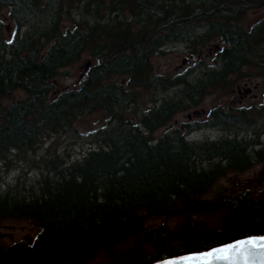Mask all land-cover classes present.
I'll return each instance as SVG.
<instances>
[{"label": "trees", "instance_id": "obj_1", "mask_svg": "<svg viewBox=\"0 0 264 264\" xmlns=\"http://www.w3.org/2000/svg\"><path fill=\"white\" fill-rule=\"evenodd\" d=\"M263 4L0 0L7 9L0 14V158L9 148H34L43 132L70 127L85 113L104 111L114 121L104 133L105 147L64 170L54 167L56 177L43 176L26 193L14 195L9 188L0 195V219H30L38 230L32 242L0 244V264H152L264 235V192L257 198L242 191L204 198L227 170L245 164L248 156L240 144L194 143L178 132L153 137L155 128L187 108L183 98L201 95L204 83L190 87L186 76L152 75L150 65L153 53L168 44L185 42L196 52L214 37L223 43L217 51L222 71L250 65L264 40V21L249 31L238 21ZM69 5H75L80 17L64 31ZM6 16L17 31L11 39L3 34ZM85 51L95 63L75 87L58 89L60 70ZM113 75L124 79L112 80ZM223 78L211 77L214 82ZM152 85L161 90L183 85L182 97L149 109L141 130L116 109L134 100L130 88ZM15 90L25 96L3 106ZM221 158L227 159L226 166ZM204 159L210 163L206 168L200 164ZM200 213L220 217L209 225L195 219ZM178 217L182 219L173 224L166 221ZM160 218L164 221L155 223Z\"/></svg>", "mask_w": 264, "mask_h": 264}, {"label": "rangeland", "instance_id": "obj_2", "mask_svg": "<svg viewBox=\"0 0 264 264\" xmlns=\"http://www.w3.org/2000/svg\"><path fill=\"white\" fill-rule=\"evenodd\" d=\"M68 9L71 10V15L66 17L62 23V29L64 31L67 28H72V19H78L80 17L78 14L79 10H77L75 5H69ZM0 14L6 15L7 9L0 7ZM262 16H264V4L258 8L247 10L238 21V24L246 31H249L260 24L258 20ZM130 17V14L125 15V18ZM2 27L6 39L13 38L17 32L13 19L7 16L3 18ZM28 28L29 24L21 28L19 34L25 32ZM199 33H201L200 30L197 31V34ZM222 46L223 43L217 37H214L206 45L198 48L196 52H192L188 43L185 42L168 44L159 51L154 52L151 56V74H160L171 79L174 76L182 75L186 76V81L188 79L192 80L190 79L191 76L194 79H198L203 75L202 70L213 68V65L218 61V57H216L217 51ZM256 50L257 54H261L263 59H253L250 65L243 67V69L253 71V74L243 72L240 78L248 79L250 76H253L254 82L261 80V77L254 73H257V70H264V66H262L264 63V43L258 46ZM95 61L96 59L91 57L87 51L81 53L77 60L60 70V73L55 79L56 87L60 90L75 87L85 75L87 69ZM86 65H88L87 68ZM190 71H193V73L187 77V73ZM110 79L120 81L124 77L113 75ZM232 79L235 80V77ZM182 86L170 85L167 90H161L160 85L156 87L152 85L148 88H130L133 92L134 100L132 102H123L116 111L120 112L124 119H131L133 124H137L141 130H144L141 119L148 114L149 109L159 107L164 100H180L182 95H180L179 89ZM235 87V82L230 88L225 90L218 86L213 87L209 93L205 94L199 100L198 107H194L196 104L191 106L187 103V98L186 100L183 98V103L186 104L187 108L175 112L166 125L155 128L152 131L153 137L159 139L165 134L171 135L173 132H178L179 134H184L189 141L201 143L205 141L207 135L219 136L220 134L217 130H206L202 128L194 132L186 130L187 114L193 112L195 109L201 110L205 108L209 110L214 107H225L230 103L234 104L233 100L236 97L234 94ZM258 91H261V89ZM24 96V91L15 90L12 96L2 101V105L8 106L12 101L21 99ZM205 117L200 116L198 119H204ZM257 121L259 124H262L264 122V116L260 114ZM113 123L114 121L111 115L104 111L89 112L76 118L70 127H65L57 132H43L37 139L34 148H9L5 157L0 158V195L9 188L13 190L14 195L16 193H26L25 191L30 186H37L43 176L50 175L51 177H56L55 171H52L54 167L57 170H64L66 167L81 161L90 151L105 147L104 133L113 126ZM241 131L244 132L245 130ZM260 137L264 141V133ZM200 164L205 168L210 165L209 161L205 159ZM260 168L261 164L257 166L253 165L249 171L240 172L239 174H235L233 170L226 171L212 185L209 192L204 195V198H213L220 192L228 194L233 192L234 189L238 192H246V194H250L254 198L259 197L264 192V179L262 180V186H259L256 182L249 185L246 190H240V186L245 178L250 175V171L253 172V170H259ZM219 217L220 213H200L195 216V219L213 225ZM181 219V217H178L167 219L166 221L169 224H173ZM163 221L164 219L160 218L155 223H161ZM10 227H15L16 229L14 231L8 230ZM20 227H24L25 229L21 230ZM37 232L36 225L30 219H0V233H8V235L14 234L18 241H24L26 235L35 237ZM0 244L9 245L10 241L8 237L2 242L0 241Z\"/></svg>", "mask_w": 264, "mask_h": 264}, {"label": "flooded vegetation", "instance_id": "obj_3", "mask_svg": "<svg viewBox=\"0 0 264 264\" xmlns=\"http://www.w3.org/2000/svg\"><path fill=\"white\" fill-rule=\"evenodd\" d=\"M264 21V16L260 17L258 23ZM258 26V25H256ZM264 43V40L262 44ZM217 60H220L219 56L216 55ZM262 58V55L255 54L251 56V59ZM223 64L218 61L213 65V68L202 70L203 75L198 79L191 78L192 80L186 81L190 87L197 85L199 83H204L202 85L201 95L192 96L191 98H187V103L193 106V102L191 100H196V106H199V100L213 87H217L225 90L232 86L235 82L236 87L234 89L235 99L234 104L230 103L225 107H217L212 109H201V110H193V112L187 114L186 125L188 126V131L194 132L202 129H210L217 130L220 134L219 136H211L207 135L205 141L202 143L210 144L211 142L224 144L225 142H235L240 144L245 154H247L248 158L245 164L241 165V168L237 170H233L235 174H239L240 172H247L253 165L261 164V168L259 170L250 171V175L245 178V180L241 183L240 190H246L249 185L253 183H257L259 186H262L264 179V156L259 158L258 153L261 152L264 154V141L261 140L260 135L264 133V122L259 124L257 121L258 116L261 114L264 116V70H257V73L261 77L260 81L254 82L253 76H250L248 79L240 78L241 73L250 72L253 74V71L243 69L241 66L239 69L235 70H226L222 71ZM264 66V63L262 64ZM193 71L187 73L191 75ZM215 74L224 76L223 79L219 81H213L211 79ZM235 77V80L232 79ZM261 91H258L260 90ZM197 112V114H195ZM200 116H206L204 119H198ZM241 130H245L244 132ZM193 142V141H191ZM195 143V142H194ZM193 143V144H194ZM195 145V144H194ZM205 146V145H204ZM220 163L222 166H226L228 164L227 159H220ZM228 171V170H227ZM258 176V178H256ZM234 193L238 191L234 189ZM15 227H10L8 230L14 231ZM21 230H24V227H20ZM6 237H8L10 243L17 242L18 240L15 238L14 234L8 233H0V241L2 242ZM33 236L26 235L24 237V241L32 242Z\"/></svg>", "mask_w": 264, "mask_h": 264}, {"label": "water", "instance_id": "obj_4", "mask_svg": "<svg viewBox=\"0 0 264 264\" xmlns=\"http://www.w3.org/2000/svg\"><path fill=\"white\" fill-rule=\"evenodd\" d=\"M152 264H264V235L242 237L205 251L177 255Z\"/></svg>", "mask_w": 264, "mask_h": 264}]
</instances>
